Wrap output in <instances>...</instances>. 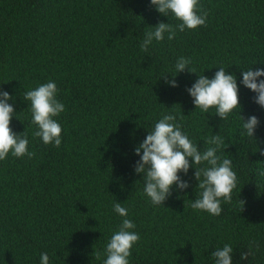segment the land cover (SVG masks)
Segmentation results:
<instances>
[{"label":"trees","instance_id":"1","mask_svg":"<svg viewBox=\"0 0 264 264\" xmlns=\"http://www.w3.org/2000/svg\"><path fill=\"white\" fill-rule=\"evenodd\" d=\"M199 4L206 26L177 30L173 40L165 33L145 52L140 45L152 27L180 23L151 0H0V90L13 97L10 127L25 131L35 153L0 161V264H40L45 252L49 264H103L124 219L113 209L116 202L140 237L129 264H215L211 253L225 244L233 248L232 264H264V176L258 174L264 170V108L241 83L242 71L264 68V0ZM182 56L196 73L186 69L173 77ZM219 67L239 88L240 107L227 120L215 108L196 109L187 91ZM49 81L65 106L55 118L62 128L59 148L33 136L37 127L23 99ZM168 114L201 152L214 147L205 142L211 136L223 138L217 155L232 161L237 186L231 203L221 200L219 216L190 207L201 192L194 167L206 164L179 173L190 186L180 191L174 185L164 205L154 206L144 193L135 148ZM240 115L258 118L254 138L241 135ZM250 245L253 255L241 259Z\"/></svg>","mask_w":264,"mask_h":264},{"label":"clouds","instance_id":"2","mask_svg":"<svg viewBox=\"0 0 264 264\" xmlns=\"http://www.w3.org/2000/svg\"><path fill=\"white\" fill-rule=\"evenodd\" d=\"M151 5L164 16L174 15L180 23L173 26L170 23L160 22L152 27L153 31L145 33V39L140 45L141 51L146 52L153 39L157 42L163 41L165 33L168 34V40H173L177 30L184 32L185 29L195 30L199 26H206L208 14L200 6L199 0H151ZM189 64H191L190 58L179 57L175 64L176 74L172 76L175 77L186 69L196 73L194 69L188 68ZM241 74L243 77L241 83L256 93L254 102L264 108V80H258L259 77L264 76V68L255 71L251 68L242 71ZM162 77L172 87L178 86L174 79L169 81L167 75ZM187 91L193 98L196 109L202 113H209L210 109L215 108L216 115L223 120H227L233 110L240 107L236 77L228 74L224 67H219L211 79L199 75ZM57 93L56 83L49 81L26 91L23 99L30 102L32 123L37 127L33 136L39 137L45 145L52 144L59 148L62 143V128L55 118L65 111V106L57 99ZM11 99L13 97L7 91L0 90V161L5 160L9 154L17 158L27 156L31 159L35 153L28 151L29 140L25 131L17 134L10 127L12 117L16 115L14 107L8 103ZM241 119L243 121L241 135L254 138L255 130L260 123L258 118L252 115L247 120L242 116ZM175 121L174 114L163 115L155 124L154 130L148 132L143 142L135 148V154L140 156V159L136 162L134 170L137 174H143V191L154 206L164 205L166 199L172 195L174 185L180 191L190 186L179 173L187 175L190 167L206 164L207 166L203 168L194 167V178L198 181L197 186L201 192L199 198L191 203L190 207L196 211L219 216L222 212L221 200L231 203L232 191L237 186V176L232 170V161L228 158L221 161L217 155L224 140L218 134L211 136L205 142L214 147H208L201 152ZM260 155L264 156V151H260ZM258 174L264 176V170H258ZM240 201L242 212L245 201ZM113 209L124 219L106 245L104 254L107 258L103 264H129L131 250L140 237L138 233L132 231L136 227L134 222L126 218L128 210L119 202L113 205ZM232 252L233 248L225 244L211 255L215 259V264H232ZM250 255H253L251 245L248 252L241 254V259H247ZM96 256L99 258L100 253H96ZM40 264H49V256L46 252L41 253Z\"/></svg>","mask_w":264,"mask_h":264}]
</instances>
